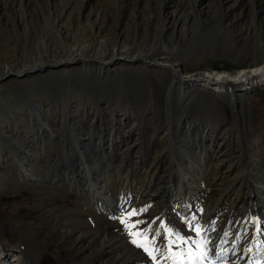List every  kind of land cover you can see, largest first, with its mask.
Returning <instances> with one entry per match:
<instances>
[{
	"label": "bare ground",
	"instance_id": "obj_1",
	"mask_svg": "<svg viewBox=\"0 0 264 264\" xmlns=\"http://www.w3.org/2000/svg\"><path fill=\"white\" fill-rule=\"evenodd\" d=\"M165 1L152 3L156 6H151L153 11L147 13V18H133L132 31L138 34L140 30L142 35L125 43L122 41L128 38L125 36L128 30H121L120 15L125 0H114L109 5L102 0L96 9L88 8V0H59V5L56 0H0V42L13 46L10 54L14 55L13 59L0 62L1 106L14 116L8 118L3 114L0 121V171L5 172L7 164L13 161L17 172L10 175L20 173L21 178L45 190L50 185L60 190L63 187L72 193V202L83 208L80 214L67 215L70 219L63 217L59 227L48 228L44 238L32 239L38 232L36 226L43 225L44 215L24 211L21 219L27 220V229L22 230L0 206L5 216L0 264H264V253L258 247L260 237L254 238L253 243L246 241L253 229L260 233L264 225V152L255 158L248 150L251 144L247 147L239 142L242 151L234 153L227 130L223 133L203 118V111L210 107L220 110L224 121L232 117L229 122H235L241 117L239 106L245 104L247 93L256 84L264 83V56L237 72L201 69L198 60L204 58L203 52L190 50L187 66L181 60H172L171 53L181 51L187 43L190 27L205 23L199 6L203 0L180 3L177 0L170 12ZM214 1L213 16L219 20L216 21L219 26L222 23L232 31L239 30L235 35L243 39L250 31H264L263 21L254 14L255 10L259 13L256 0L250 1L253 7L250 13L245 12L244 5L241 8L236 5L242 0H234L227 6L224 0ZM184 8L192 10L186 13ZM181 21L183 35L170 46L168 42ZM258 47V52L264 51L263 45ZM26 54L31 55L30 60L23 59ZM87 78L117 85L123 93L131 88L132 82L144 86L149 102L155 99L162 106L165 127L161 135L168 143L158 145L149 140L151 145L146 149L154 156L143 159L139 155L141 141L133 138L138 131L134 116L130 111L122 114L117 108H98L91 96L83 92ZM73 79L80 85L78 91L67 88L69 92H64L60 103H53L51 93L60 95L63 91L60 85L64 81L70 85ZM40 81L50 85L40 87ZM34 88L39 94L29 106L19 101L17 96L21 94L32 97ZM177 104L188 107L178 115L174 125ZM195 109L201 115L195 117ZM26 117L29 121H24ZM149 126L153 133L158 129L153 121H149ZM56 144L63 157L54 163L51 157L45 160L44 154L50 153ZM73 151L80 156L77 170L71 171L65 165L47 181L42 171L50 165L58 169ZM211 161L216 162L213 174L208 172ZM112 169L120 174L121 183L116 190L111 186ZM245 187L246 198L253 200L240 196ZM222 192L224 203L217 200ZM2 200L5 201L1 197ZM143 202L159 209L165 207L159 221L170 218L169 233H180L177 240L171 238L175 243L171 242L174 245L169 247L174 254L155 247L160 242L159 223L149 237L144 238L142 233L139 240L128 219L123 220L122 214H127L130 205L139 208ZM141 210L139 213H144ZM51 215L55 217V213ZM72 216L75 223L67 226ZM253 216L254 224L249 228ZM193 218L199 221V234L192 229ZM181 235L191 238L189 243ZM212 244L216 247L212 248ZM252 246L257 249L252 251ZM231 247L238 253L222 256ZM205 250L206 259L194 260L198 252ZM189 251L195 252L191 253L193 259L189 258ZM213 252L220 253L221 258L212 255ZM10 253L13 258L8 257ZM91 253L95 255L90 256ZM242 253L245 256L241 259ZM253 253L258 254L251 262Z\"/></svg>",
	"mask_w": 264,
	"mask_h": 264
},
{
	"label": "rangeland",
	"instance_id": "obj_2",
	"mask_svg": "<svg viewBox=\"0 0 264 264\" xmlns=\"http://www.w3.org/2000/svg\"><path fill=\"white\" fill-rule=\"evenodd\" d=\"M101 1L102 0H88L87 6L88 8H91V6H93V8L96 9L97 8L96 5L99 4L98 2L101 3ZM113 1L114 0H104V3L109 5ZM155 1L156 0H125V7L121 11L122 14H120L122 17L121 24H123L121 27V30L124 32L128 30V34L125 35L128 38H126L122 42H125V43L126 41L131 42L133 39L138 40L141 37L142 34L140 33V30L138 34H135V31H132L133 28L130 23L131 22L135 23V19L133 18L140 17L139 18L140 20L142 19V17L144 19L147 18L148 17L147 13L153 11L152 7L156 6V4H152V3H155ZM176 1L177 0H166L165 1L167 12L174 10L175 8L174 4L176 3ZM180 1L181 0H179L178 3H180ZM233 1L234 0L232 1L224 0L226 6L231 5ZM250 1L252 0H242L241 3H238L236 5L239 6L238 8H241L244 5L245 12L250 13V12H253V7L251 8L252 5H250L251 4ZM184 2H186V0H184ZM56 3L59 5L60 4L59 0H56ZM215 3L216 2L214 0H203L200 3L199 6L202 9L200 14L204 18L203 22L205 23L200 22L199 24H195L194 26L190 27V30H188L187 33H189V36L190 37L192 36V37L191 38L189 37L187 39L186 41L187 43L185 42L186 44L183 46V49L181 51L171 53L173 55L172 60H175V59L181 60L182 65L187 66L189 64V62L187 61L188 59H190V56L192 53H196V52L202 53L203 52V54L205 55V56L203 55L204 58L200 57L198 60L199 67H201V69L203 70L212 69V70H217V71L229 70L232 72H237L241 68L248 67L249 64L254 59L264 56L263 50H262L263 52L262 51L258 52L259 50L258 46L259 45L264 46V31L262 30L255 31V32L250 31L244 37V39L242 37H238L235 34H237L239 30L235 29L234 31H232L231 29L227 28V26H225L224 24L221 23V25L219 26V22L216 23L218 19L213 16L216 10ZM256 5L257 7H259L258 8L259 13H256V10H255L254 14H257L258 20H260L261 22L263 21L264 23V0H256ZM191 10H192L191 8L190 9L184 8L183 12L190 13ZM249 16H247L249 17L248 20L251 19L252 15L250 14ZM111 18L113 17L111 16ZM180 23H181L180 24L181 28L179 27V29L175 32L174 36L171 37L172 41L168 42L170 46H172L174 42H177L178 38L181 35H183V32H182L183 29L181 26L182 21ZM119 27L120 25L118 24L117 28ZM191 40H193V42ZM11 47L13 48V46L6 45L5 41L0 42V48H1L0 62L3 60L7 61V60L13 59L14 55L12 56L10 54ZM160 48L162 49L163 46ZM190 50L193 52L191 53ZM253 50H255L256 52H253ZM5 51H9V52L6 53ZM239 52L241 53L239 55L240 57L234 56L236 53H239ZM25 53H29V52L27 51V52H24V54ZM26 56L27 57H24L23 59L30 60L31 55L28 56V54H26ZM187 68L190 69L189 67ZM161 75L163 76L164 74H161ZM163 77H166V76H163ZM86 80L84 82L86 91H83V92L85 95L91 96L92 100L94 101V104L98 106V108L101 109L102 106H106L110 110H112L113 108H117L118 111L122 112V114L130 111V113L134 116L135 120L137 121L136 126L139 132L135 131L133 134V138L134 137L138 138L141 141V145L139 144V146H141L139 155L143 159H145V157H148L147 159H150V158L152 159V157L154 156V153H151L146 149L147 146L151 145L149 143V140H154V142L158 145L168 143V141L164 139V137L162 136L163 135L162 131H163V128L165 127V124H164L165 121L164 119H162L163 117L161 116L162 106L155 99H152V101L149 102V96H148L147 90L143 88L144 86L143 87L140 85L137 86L135 82H132L131 88L128 89L126 93H123L121 88L117 85H113V84L110 85L107 83L103 84L100 80H96V79L94 80L92 78H87ZM146 82H150V81L146 80ZM46 83L47 81L46 82L40 81L39 86L43 87L44 85H46ZM63 83H64L63 86L60 85V87L63 90L62 92H60V95L51 93V95L53 94L52 95L53 103H60V100L65 96L64 92L65 93L69 92L66 90L67 88L68 90L73 88L74 90L78 91L77 88H79L80 86L78 84V81L75 82L74 79H73V83H70V85H68L69 81H64ZM47 84L50 85L49 82ZM32 91H33V96L30 98L23 94H21L20 97L17 96V98L19 99L20 102H23L26 106H29L31 100L34 99V96L39 94L37 91V88H34ZM219 102H222V98H219ZM244 102L245 104L239 106V109L241 112L240 113L241 117L239 118L240 120L238 119L235 122L234 121L229 122L230 120L234 119L232 117L230 120L227 119L224 121L223 114L220 112V110L218 111L217 109H214V108L212 109L211 107L203 111V115H204L203 118L205 119V122L209 126L216 125L219 127V129H221L223 133L227 130L228 134L226 135L230 137L229 140L231 141L230 150L232 149L234 153L236 152L240 153V151H242L241 148H239L238 146L239 142L241 144L246 143V145L248 144L249 146L251 144L250 146L251 148L249 147L248 150L252 151L253 154L255 155V158H257V157H260L259 155L261 152H264V83L256 84L253 89H250V91L247 93V98H245ZM1 105H2V101L0 99V121L3 117V114H4V117L8 116V118H13L14 116L12 117V115L9 112H6L5 108H3ZM186 107H188L187 104H177L176 105L175 110H174V116H173L174 123L176 122L174 125L177 124L178 115L179 114L182 115L181 113L184 109H186ZM16 108H19V107H16ZM16 108L14 112L18 114V110H16ZM215 110L218 112H216ZM227 110L228 112L230 111L229 108H227ZM193 112H194L193 114L195 117L201 115L199 113V110L197 109L193 110ZM24 121H29V120L26 117L24 118ZM149 121H153L155 125H157L158 129L156 132L153 133V131L149 129L150 128ZM207 124L205 128L209 127ZM94 136L96 137V135ZM198 140L200 142L201 138L199 137ZM171 143L175 145L174 142H171ZM89 154H91V152H89ZM44 157H45V160H48L49 157H51V159L53 160V163L55 160L59 159V157L62 158L63 155L59 151V145L57 144L54 145V147L51 149V152L45 153ZM79 160H80V156L77 155L75 151L70 152L67 154V157L64 158L62 162H60V167L58 169H55L53 165H50L48 170L42 171L43 176L45 177L47 181H49L51 176L54 177L56 172L61 167H65V165H67V167L71 171L73 170L76 171L77 170L76 162L78 163ZM12 164H13V161L7 164V169L5 170V172L0 171V173H2L0 174V199L1 197L5 199V201L2 200L0 202V206H1V209L7 214L6 216H8L9 219L14 222V224L16 223L15 224L16 226L18 224L21 229L23 228L22 230L27 229L26 227L27 220L26 221L22 220L23 219L22 215L24 211L31 210V211H35L37 213H41L44 215L45 221L43 225L36 226V228L38 229V232L34 237H32V239L44 238L45 237L44 235H46V231L48 228L50 229L53 227H59L61 224H63L62 222L63 217L69 218L70 216L67 217V215L69 214H80V212H82L81 209L83 208L81 204L77 202L76 204H74L72 202L71 192H69L68 190H64L65 188L63 187H61V190L57 188L58 189L57 191L56 187H53L51 185L49 187L47 186L49 189L45 190L44 188H41L39 184H36L35 182L30 184L25 179L21 178L20 173L18 175H15V174L10 175V172H13V173L17 172L15 171V167ZM215 164L216 162L214 161H211L209 163V167H210L208 169L209 173L213 174L215 172L216 170ZM0 167H1V164H0ZM162 167H163V164H161V168ZM103 170H105L104 167L101 168V175H103L102 174ZM163 170L164 169L161 170V173ZM109 173L111 174V176H113L112 184H111L112 189L114 188L116 190V188L118 189V186L120 187V183H121V181H119L120 174L117 172V170H114V169H112V171H110ZM155 181H156L155 183H159L158 182L159 180L158 181L155 180ZM43 184L45 183H41L42 186H45ZM210 184H214V183L211 182ZM159 185L161 184L159 183ZM169 185L171 186L170 183ZM238 187L239 186H237V188L234 191H237ZM246 192H247V189L245 187L243 190V193L240 194V196L249 201L253 200V198H249V197L246 198ZM220 196L221 198L217 200L218 202H223V197L225 196V192H222ZM138 206L139 208H136L134 204L130 205V207L128 208L129 210L126 209L127 214H122V218L124 217L123 220H126V218L128 219L127 221H129V224L131 225V230L135 233V235L137 236V239L141 240V237L143 236V234H144V238L149 237L150 236L149 232H152L155 225L159 223V225L161 226V235L159 237L160 242L155 243L156 244L155 247L161 250L167 249V251H169L168 253L174 254L172 253L173 250L171 249V247L174 245V244L171 245V242H172L171 238L172 236H174V239L177 240L180 236V233L177 235H171V233H169V227L171 225L170 218L163 219V221L161 222L159 221V219L161 218L160 214L164 211L165 207L163 206V209H159L154 206H149L146 202H143ZM141 208L144 210V213L143 212L139 213ZM245 209L247 208L245 207L243 210ZM132 210H136L137 214L133 216H129L128 213L131 212ZM50 213L52 214L55 213V217L52 218V215L51 217H49ZM252 215L255 216V214H252ZM254 216L249 221V224H248L249 228L254 224ZM3 218H5V216H3L2 213L0 212V221H1L0 239L4 238L3 233L5 230L4 229L5 221H2ZM71 218H73L71 219V222H72L75 218L73 216ZM137 221H140L141 223L137 224L136 223ZM71 222L67 224V226H71L75 223V222H72V223ZM78 226H81V225H78ZM260 228L261 229L264 228V225H262V227ZM255 230L256 229H253L252 234L249 235V238L246 241L247 242L251 241V243H253L254 238H256L257 236L260 237V243L258 247H259V251L264 253V234L261 233V230H260V233ZM247 233L248 232H246V234ZM181 237L185 238L182 235ZM227 237L228 235L227 236L225 235V240H227ZM139 240H137L136 244H138ZM141 242L143 243L145 242V244L148 243L146 241H141ZM229 243L231 245L234 244V242L232 243L230 241ZM247 246L248 245H245V249L248 248ZM251 249L252 251H254L257 248L252 246ZM191 253H195V252L191 251ZM235 253H238L237 249L231 247L230 252L225 250L222 256L225 254L234 255ZM256 254L258 253H253L251 255V258H250L251 262L255 261V258L257 257ZM94 255L95 254L91 253L90 256H94ZM244 256H245L244 253H242L240 255V258L242 259ZM8 257L13 258V253H10Z\"/></svg>",
	"mask_w": 264,
	"mask_h": 264
},
{
	"label": "snow or ice",
	"instance_id": "obj_3",
	"mask_svg": "<svg viewBox=\"0 0 264 264\" xmlns=\"http://www.w3.org/2000/svg\"><path fill=\"white\" fill-rule=\"evenodd\" d=\"M141 211H143V210H141ZM136 214H137V211L136 210H132L131 212L128 213L129 216H133V215H136ZM193 220L195 221V218H193ZM136 223L138 224V223H141V222L140 221H137ZM133 226H135V225H133ZM192 229L197 234L200 233L201 229L199 227V221H195V223L192 224ZM211 230L212 229H206L204 231H211ZM261 233L264 234V228L261 229ZM225 235L227 236L228 233H225ZM182 239L184 240L185 243H189V241H190L191 238L185 237V238H182ZM133 242L135 243V241H133ZM172 243H175V241H173ZM193 243H195V242H193ZM203 243L204 244H208V241H204ZM195 246H196L197 249L200 248V245L199 244H196ZM215 247H216V245L215 244H212V248H215ZM248 251H250V249ZM188 255H189V258L190 259H193L192 254H191V251H189ZM212 255L216 256L217 258H221L220 257V253H218V252H213ZM206 258H207V250H205L204 252H198L197 255L194 257V260H196V261H202V260H204Z\"/></svg>",
	"mask_w": 264,
	"mask_h": 264
}]
</instances>
